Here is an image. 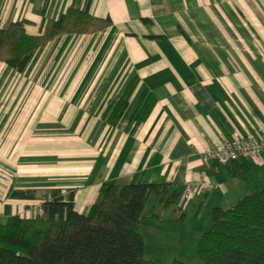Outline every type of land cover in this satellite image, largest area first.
<instances>
[{"label":"crops","instance_id":"0c3cea01","mask_svg":"<svg viewBox=\"0 0 264 264\" xmlns=\"http://www.w3.org/2000/svg\"><path fill=\"white\" fill-rule=\"evenodd\" d=\"M70 4L107 26L43 44L21 72L0 69V222L37 214L53 189L72 191L86 213L106 184L167 182L182 203L145 206L146 257L147 245L173 242L162 236L175 227L177 244L198 242L214 206L264 186V153L226 164L201 157L211 143L264 128V0H0V20L24 18L37 34L43 17ZM124 93L112 125L103 112ZM148 93L155 104L136 121ZM202 177L213 187L185 200L186 183ZM189 214L197 222L186 229Z\"/></svg>","mask_w":264,"mask_h":264},{"label":"trees","instance_id":"16d2710c","mask_svg":"<svg viewBox=\"0 0 264 264\" xmlns=\"http://www.w3.org/2000/svg\"><path fill=\"white\" fill-rule=\"evenodd\" d=\"M43 15V9L40 10ZM100 18L70 4L58 19L43 17L37 34L26 29L24 18L3 24L0 20V62L21 72L32 53L66 33H93L107 26ZM155 98L146 94L135 120L146 119ZM128 101L126 94L109 100L103 116L116 125ZM150 194L165 206L179 194L167 182L104 186L102 195L86 213L74 208L73 192L65 196L51 190L35 216H8L0 222V264H264V186L252 190L233 205L214 206L211 226L202 233L195 261L156 262L146 257L144 209ZM35 197L31 193H16Z\"/></svg>","mask_w":264,"mask_h":264},{"label":"built area","instance_id":"2783aa9c","mask_svg":"<svg viewBox=\"0 0 264 264\" xmlns=\"http://www.w3.org/2000/svg\"><path fill=\"white\" fill-rule=\"evenodd\" d=\"M261 153H264V128L259 135L251 133L245 137L211 143L202 152L201 157L205 161L212 160L217 164H226L243 159H260ZM198 187L201 192L205 193L213 187V181L208 177H202L199 184L186 183L182 192L183 198L189 199Z\"/></svg>","mask_w":264,"mask_h":264},{"label":"rangeland","instance_id":"374dc122","mask_svg":"<svg viewBox=\"0 0 264 264\" xmlns=\"http://www.w3.org/2000/svg\"><path fill=\"white\" fill-rule=\"evenodd\" d=\"M5 65H6L5 63L0 62L1 71L4 70ZM2 76L4 77V73L2 74ZM2 76H0V77H2ZM6 77H8V76H6ZM18 82H20V81H18ZM7 92L8 91H1L0 99L3 100V101H1L2 102L1 104L5 103L8 100V93ZM3 98H6V99H3ZM152 203H154V205L156 206V203H158V201H157V199H155L153 194H150L149 199H148L147 204H146L147 210L151 209ZM181 203H182V200L180 199L175 203V205L181 204ZM177 210H179V209H177ZM179 212H180V210H179ZM179 215L180 214H178V216ZM33 216H35V214ZM188 216L189 217L186 219V223L183 226V228H186V229L189 225H193L195 223V221L197 222L195 217H191L190 214ZM175 228H176L175 230L171 229L170 230L171 232H169L168 235L162 236L163 241L167 240L168 238H171V241H173L172 243L170 242V239H169V240H167L168 244L164 243L160 248H158L156 246L149 247V245H147V251L146 252L148 255H154V258H151L153 261L169 262V261H172L173 259L177 258V259H181L187 263H190V262L196 260L195 254H196V247H197L198 242L193 243L192 241H190V242H188L189 244H186L184 246L181 244H177V242H174V240H173L174 236H175L174 232L177 231V227H175Z\"/></svg>","mask_w":264,"mask_h":264}]
</instances>
